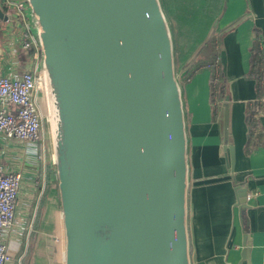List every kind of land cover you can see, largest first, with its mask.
Segmentation results:
<instances>
[{
	"label": "water",
	"instance_id": "obj_1",
	"mask_svg": "<svg viewBox=\"0 0 264 264\" xmlns=\"http://www.w3.org/2000/svg\"><path fill=\"white\" fill-rule=\"evenodd\" d=\"M28 2L42 50L64 264H192L186 110L162 0ZM229 101L220 120L233 171ZM239 189L247 207L248 188ZM244 245L249 252L248 233Z\"/></svg>",
	"mask_w": 264,
	"mask_h": 264
},
{
	"label": "crops",
	"instance_id": "obj_2",
	"mask_svg": "<svg viewBox=\"0 0 264 264\" xmlns=\"http://www.w3.org/2000/svg\"><path fill=\"white\" fill-rule=\"evenodd\" d=\"M206 1L222 8L217 29L219 60L230 97L229 140L235 146L236 160L231 171L223 121L215 115L212 102L213 70L202 67L182 83L189 140L191 263L264 264V101H259L257 80L250 73L254 47L258 41L264 47V0ZM0 9L4 12L0 17V76L19 77L38 62L22 46L23 22L16 10L5 0H0ZM251 113L257 119L254 123ZM0 163L7 172L22 174L16 219L6 235L12 254L8 264H23L29 249L30 264H64L53 151L44 142L37 150L1 134ZM239 187L248 188L247 207H242ZM247 233L252 246L245 253Z\"/></svg>",
	"mask_w": 264,
	"mask_h": 264
},
{
	"label": "built area",
	"instance_id": "obj_3",
	"mask_svg": "<svg viewBox=\"0 0 264 264\" xmlns=\"http://www.w3.org/2000/svg\"><path fill=\"white\" fill-rule=\"evenodd\" d=\"M5 2L16 10V15L22 20V46L34 50L38 65L19 77L0 76V135L18 138L38 150L43 141V114L38 97V68L41 70L42 50L36 23L32 11L27 12L30 7L28 0ZM21 183L20 172H7L0 163V264H8L12 260L6 235L16 219Z\"/></svg>",
	"mask_w": 264,
	"mask_h": 264
},
{
	"label": "trees",
	"instance_id": "obj_4",
	"mask_svg": "<svg viewBox=\"0 0 264 264\" xmlns=\"http://www.w3.org/2000/svg\"><path fill=\"white\" fill-rule=\"evenodd\" d=\"M173 0L171 6H174ZM182 6L185 8L188 13V19L192 22L193 27L196 31V36L191 42V46H195L207 32L208 28L210 27L213 19L215 16L220 12L222 9L220 6H210L208 5V1L206 0H179L177 6ZM175 7V6H174ZM183 14V13H182ZM219 37L218 32L216 31L213 37L209 40L207 45L201 52H207L208 50L211 51V55L208 57L202 58L198 60L196 63L192 64L188 70L184 73L185 80L189 79L195 72L200 70L202 67H209L210 65L216 62L215 59H219L220 50H215V40ZM257 46L254 47L252 55H251V66H250V73L254 76L257 80V91L259 101H264V47L261 46L260 41L257 42ZM220 44V37L218 41V45ZM220 49V46H219ZM30 52H34L33 49L29 50ZM214 58V61H213ZM220 63V60H219ZM217 66V67H216ZM212 67V102L215 108V115H220L222 110V102L224 101L225 97L227 96V89H226V80L225 74L222 69L221 63ZM262 102H259L263 105ZM251 122H256L257 119L254 116V113L250 114ZM256 120V121H255Z\"/></svg>",
	"mask_w": 264,
	"mask_h": 264
},
{
	"label": "rangeland",
	"instance_id": "obj_5",
	"mask_svg": "<svg viewBox=\"0 0 264 264\" xmlns=\"http://www.w3.org/2000/svg\"><path fill=\"white\" fill-rule=\"evenodd\" d=\"M172 2H173V0H162L163 8H164L165 13L167 15V18L169 20L171 30H172L173 39H174L176 72L178 75V79L182 85V83L185 80V78H183L184 73L188 70V68L192 64L196 63L198 60H201L202 58H205V57H208L210 59V57H209L211 55L210 50H208L207 52H204V54H202V56L200 55L202 50L204 49V47L207 45L206 44L203 47V49L200 51L198 56L190 64H188V62L191 60L195 51L199 48V46L202 44V42L204 41V39L208 35L210 28H211V25L208 28L207 32L204 34L203 38L195 46L192 47L191 42L193 41V39L196 36V31L193 27L192 22L188 19L189 13L182 6H180V5L177 6L179 0H176L174 2L175 7L171 6ZM218 41H219V37H217L215 40V50L216 51L219 50ZM215 60H216V62L213 64V66L219 65L220 64L219 59L217 58ZM213 61H214V58H213ZM213 66L210 65L209 67L212 68ZM38 77L40 78L39 79V100H40V105H41L42 114H43V117H42L43 118V120H42L43 141L42 142L45 143L46 147H48V149H50V151L51 150L53 151L52 128H51V123L49 121L50 117L48 114L46 99L44 97V82H43L42 72H41L40 68H38ZM31 251L32 250L29 249V251L27 252L26 259L23 260V264H30V262H31V258H30ZM14 261H16V258L14 259ZM16 263H17V261H16Z\"/></svg>",
	"mask_w": 264,
	"mask_h": 264
},
{
	"label": "bare ground",
	"instance_id": "obj_6",
	"mask_svg": "<svg viewBox=\"0 0 264 264\" xmlns=\"http://www.w3.org/2000/svg\"><path fill=\"white\" fill-rule=\"evenodd\" d=\"M52 112H53V110H52Z\"/></svg>",
	"mask_w": 264,
	"mask_h": 264
}]
</instances>
